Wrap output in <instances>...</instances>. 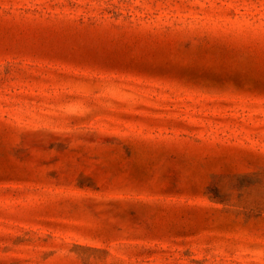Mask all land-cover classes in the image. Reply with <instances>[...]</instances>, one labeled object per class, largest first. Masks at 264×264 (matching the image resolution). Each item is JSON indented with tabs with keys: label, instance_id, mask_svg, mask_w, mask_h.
Segmentation results:
<instances>
[{
	"label": "rangeland",
	"instance_id": "obj_1",
	"mask_svg": "<svg viewBox=\"0 0 264 264\" xmlns=\"http://www.w3.org/2000/svg\"><path fill=\"white\" fill-rule=\"evenodd\" d=\"M0 264H264V0H0Z\"/></svg>",
	"mask_w": 264,
	"mask_h": 264
}]
</instances>
